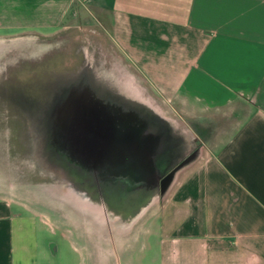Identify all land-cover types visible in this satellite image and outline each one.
<instances>
[{
	"label": "crops",
	"instance_id": "0c3cea01",
	"mask_svg": "<svg viewBox=\"0 0 264 264\" xmlns=\"http://www.w3.org/2000/svg\"><path fill=\"white\" fill-rule=\"evenodd\" d=\"M78 4L117 54L64 85L63 213L0 200V264H264V0H0V39Z\"/></svg>",
	"mask_w": 264,
	"mask_h": 264
},
{
	"label": "rangeland",
	"instance_id": "374dc122",
	"mask_svg": "<svg viewBox=\"0 0 264 264\" xmlns=\"http://www.w3.org/2000/svg\"><path fill=\"white\" fill-rule=\"evenodd\" d=\"M84 6L74 5L53 35L0 39V200L45 224L49 210L63 213L67 157L78 147L77 126L64 119L79 96L64 85L75 80L85 55L117 54ZM86 192L93 199V190Z\"/></svg>",
	"mask_w": 264,
	"mask_h": 264
}]
</instances>
